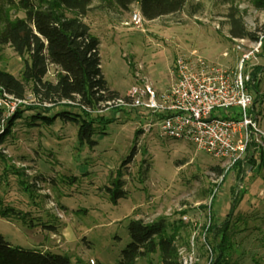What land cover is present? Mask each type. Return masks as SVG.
<instances>
[{"label":"rangeland","instance_id":"1","mask_svg":"<svg viewBox=\"0 0 264 264\" xmlns=\"http://www.w3.org/2000/svg\"><path fill=\"white\" fill-rule=\"evenodd\" d=\"M137 9V3L123 11L112 0H92L81 18L99 40L100 69L110 89L123 97L131 84L144 79L155 90H164L173 81L170 68L175 58L192 50L235 69L241 52L228 35L227 14L236 10L257 37L245 38L241 48L249 49L261 40L259 52L244 63L243 72L252 74L254 67L261 68L255 78L257 91L249 85L254 98L248 111L257 115L264 131V11L248 0H187L174 14L135 24L130 16ZM4 10L10 18L23 16L8 7L7 0H0V28ZM64 14L72 16L68 11ZM223 52L228 56L222 57ZM25 60L27 55L18 56L8 45L0 48V69L17 78ZM52 72L46 78L52 79ZM30 91L27 83V99ZM31 105L17 107L22 116L0 142V211L7 209L0 216V235L11 245L66 254L71 264H117L130 241L131 219L164 218L167 232L181 223L179 247L188 249L196 231L193 264H209L202 225L206 229L209 224L210 200L213 196L211 213L220 222L228 213L234 189L242 187L245 192L231 218L238 220L228 262L264 264V160L260 169V163L256 165L264 158L263 146L257 151L258 159L248 156L243 167L236 164L225 171L224 160L190 142L160 136L154 121L133 109L112 104L102 112L86 110L95 120L90 144L79 143L77 126L69 120L29 125V116L42 111L27 109ZM61 110L83 115L81 108L69 104H57L47 113ZM12 115L0 111V134ZM101 116L112 121L97 124ZM118 177L125 193L116 196L112 189ZM133 264H161L159 252L138 256Z\"/></svg>","mask_w":264,"mask_h":264},{"label":"trees","instance_id":"2","mask_svg":"<svg viewBox=\"0 0 264 264\" xmlns=\"http://www.w3.org/2000/svg\"><path fill=\"white\" fill-rule=\"evenodd\" d=\"M7 1L8 7L20 10L23 16L10 18L8 12L4 10L0 28V48L8 45L18 56L27 55L28 60H25L20 78L0 69V86L7 93L22 99L26 96L27 83H31L30 92L36 103L74 102L77 107L81 108L83 115L64 110L49 115L47 112L51 107L32 104L27 109H41L42 111L31 114L28 124L41 122L50 125L57 118L63 121L69 120L77 126L79 143H94L91 136L94 133L95 120L89 117L87 111L82 107L96 108L106 102L114 101L120 96H118V92L108 87L101 72L98 38L90 33L89 26L81 20L89 10L92 0ZM186 1L112 0L113 4L123 11H128L133 3H137L138 9L145 20H153L164 15L174 14L184 7ZM248 1L255 9L264 11V0ZM64 11L71 12L72 16L67 17ZM227 19L230 38L257 39L254 33L246 29L242 17L236 10L230 11L227 14ZM50 69L53 71V74L51 73L52 79L46 78L50 73ZM260 70V67H254L252 77L256 78V74ZM253 88L254 91H257L255 83ZM21 116V111L17 109L8 118L4 131L0 134V142L10 133V128ZM100 121L104 124L112 120H107L101 116L97 119V124ZM132 154L133 151L130 157ZM262 160H264L263 157L259 162V169L263 165ZM213 169L222 171L218 167H213ZM239 176H237L238 181L241 180ZM122 185V180L118 177L113 184L114 189L108 187V190L112 189L116 196L121 195L125 193L121 188ZM244 192L245 190L242 187L234 189V197L228 213L220 222H217L213 213H211L210 206L213 196L210 200L208 205L209 224L206 229L205 224L202 225V230L204 229L206 235L205 241L212 254L209 264H229L228 258L234 250L231 237L235 235L237 230L235 226L238 220H231V218ZM5 210L7 209L0 211V216H5ZM9 210L15 213L13 208H9ZM166 225L164 218H158L151 222L131 219L128 224L130 241L121 250L117 264H133L138 256L156 250L159 252L161 264H180L178 260L177 232L181 223L172 228L171 232H167ZM47 227L52 229V226ZM0 264H71V262L66 254L13 246L0 235Z\"/></svg>","mask_w":264,"mask_h":264},{"label":"built area","instance_id":"3","mask_svg":"<svg viewBox=\"0 0 264 264\" xmlns=\"http://www.w3.org/2000/svg\"><path fill=\"white\" fill-rule=\"evenodd\" d=\"M130 19L135 24L144 20L139 9L132 12ZM234 40L238 43L235 49L241 52L235 69L215 60L205 59L192 50L175 58L170 68L173 81L166 89L155 90L147 80L137 79L123 97L96 108H82L102 112V108L107 109L114 104L133 109L146 116L150 122L154 121L160 136L190 142L197 150L224 160L225 171L236 163L243 167L248 161V156L257 158L260 145L264 148V131L258 123V117L254 112L248 111L249 107L253 108L254 98L249 85H254L255 78L250 72H243L244 63L259 52L261 40L254 41L250 48L245 50L240 46L245 38ZM221 55L228 56L227 52ZM29 102L43 107H53L57 104L76 105L70 101L39 104L34 102L32 95L31 99H27V96L16 98L0 86V111L4 116L13 114L17 107ZM235 108L237 111L235 116H232ZM219 109L222 112L218 111ZM259 162L256 160V165ZM182 218L185 222L190 220L186 216ZM192 226L196 228L197 223L192 221ZM195 233L194 230L188 249L178 247L180 264H193L197 260L194 248ZM204 238L205 232L202 233L205 243ZM205 245L210 262L211 250L206 243Z\"/></svg>","mask_w":264,"mask_h":264},{"label":"crops","instance_id":"4","mask_svg":"<svg viewBox=\"0 0 264 264\" xmlns=\"http://www.w3.org/2000/svg\"><path fill=\"white\" fill-rule=\"evenodd\" d=\"M237 177V176H236Z\"/></svg>","mask_w":264,"mask_h":264}]
</instances>
